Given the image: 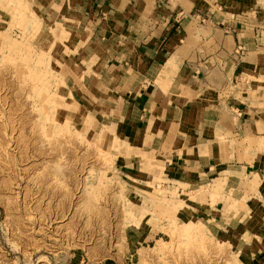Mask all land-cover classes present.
Masks as SVG:
<instances>
[{
    "label": "rangeland",
    "instance_id": "1",
    "mask_svg": "<svg viewBox=\"0 0 264 264\" xmlns=\"http://www.w3.org/2000/svg\"><path fill=\"white\" fill-rule=\"evenodd\" d=\"M69 1L0 0V264H264V171L248 192L229 171L180 180L136 145ZM247 62L264 158V53Z\"/></svg>",
    "mask_w": 264,
    "mask_h": 264
},
{
    "label": "crops",
    "instance_id": "2",
    "mask_svg": "<svg viewBox=\"0 0 264 264\" xmlns=\"http://www.w3.org/2000/svg\"><path fill=\"white\" fill-rule=\"evenodd\" d=\"M69 2L105 42L98 84L121 98L136 145L173 159L180 180L229 171L247 177L234 183L245 192L260 181L258 126L238 82L264 53V0Z\"/></svg>",
    "mask_w": 264,
    "mask_h": 264
},
{
    "label": "bare ground",
    "instance_id": "3",
    "mask_svg": "<svg viewBox=\"0 0 264 264\" xmlns=\"http://www.w3.org/2000/svg\"><path fill=\"white\" fill-rule=\"evenodd\" d=\"M83 147V146H82ZM79 149V148H78Z\"/></svg>",
    "mask_w": 264,
    "mask_h": 264
}]
</instances>
